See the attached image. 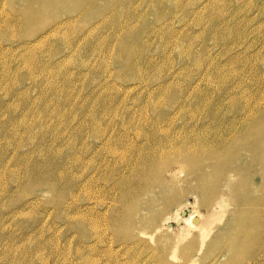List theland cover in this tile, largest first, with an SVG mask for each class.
<instances>
[{
  "label": "rangeland",
  "instance_id": "rangeland-1",
  "mask_svg": "<svg viewBox=\"0 0 264 264\" xmlns=\"http://www.w3.org/2000/svg\"><path fill=\"white\" fill-rule=\"evenodd\" d=\"M0 264H264V0H0Z\"/></svg>",
  "mask_w": 264,
  "mask_h": 264
},
{
  "label": "bare ground",
  "instance_id": "bare-ground-1",
  "mask_svg": "<svg viewBox=\"0 0 264 264\" xmlns=\"http://www.w3.org/2000/svg\"><path fill=\"white\" fill-rule=\"evenodd\" d=\"M257 127H258V126H257ZM258 128H259V127H258ZM258 128H257V129H258ZM260 128H262V127H260ZM256 132H257V131H256ZM255 134H256V133H255ZM262 135H263V134H262ZM255 137H256V136H255ZM257 137H258V136H257ZM259 137H260V136H259ZM262 139H263V138H262ZM262 143H263V142H262ZM165 149H166V148H165ZM195 149H196V148H195ZM179 150H180V149H179ZM183 150H184V149H183ZM161 151H162V150H161ZM189 151H190V149H189ZM163 152H164V151H163ZM175 152H176V151H175ZM177 152H178V151H177ZM180 152H182L181 154H183V152L186 153L185 150H184V151H180ZM190 152H191V151H190ZM188 153H189V152H188ZM206 153H208V152H206ZM175 154H176V153H175ZM178 154H179V152H178ZM178 154H177V155H178ZM189 154H190V153H189ZM168 155H170V154H168ZM168 155H167V156H168ZM191 155H192V154H191ZM181 156H182V155H181ZM194 156H195V155H193V158H194ZM183 157H184V156H183ZM165 158H166V156H165ZM165 158H164V159H165ZM188 158H189V157H188ZM191 158H192V156H191ZM193 158H192V160H193ZM159 159H161V158H159ZM166 159H168V158H166ZM166 159H165V160H166ZM187 160H188V159H187ZM162 161H163V159H162ZM166 161H167V160H166ZM188 161L191 162L190 159H189ZM157 162H159V160H158ZM181 162H182V161H181ZM181 162H180V163H181ZM191 163H192V162H191ZM152 164H153V163H152ZM159 164H160V163H159ZM162 164L164 165L165 162H162ZM160 165H161V164H160ZM166 165H167V164H165V166H166ZM156 166H157V165H156ZM158 166H159V165H158ZM161 166H162V165H161ZM165 166H164V167H165ZM167 166H168V165H167ZM184 166H186V165H184ZM166 168H167V167H166ZM180 168H181V167H180ZM149 169H151V168H149ZM159 169L161 170L160 167H159ZM159 169L157 168V170H159ZM163 170H164V169H162L161 171L163 172ZM150 172H152V170H150ZM162 172H161V177H162V175H163ZM155 173H156V171L154 172V176H155V175H158V174H155ZM157 173H158V172H157ZM159 174H160V173H159ZM155 178H156V176H155ZM155 178H154V179H155ZM156 179H158V178H156ZM159 179H160V178H159ZM155 181H156V180H155ZM161 181H162V180H161ZM161 181L159 180L158 183L161 182ZM206 196H207V195H206ZM223 196H224L223 198L225 199V195H223ZM207 197H208V196H207ZM209 197H210V196H209ZM209 197H208V198H209ZM221 197H222V196H220L219 198H221ZM206 199H207V198H206ZM206 199H205V200H206ZM223 202H224V201H223ZM225 203H226V202H224V204H225ZM223 212H224V211H223ZM176 213H177V212H176ZM241 213H242V212H241ZM243 214H244V213H243ZM248 215H249V213H248ZM191 216H192V215H191ZM216 216H217V215H216ZM218 216L220 217V215H218ZM198 218H199V217H198ZM217 218H218V217H217ZM221 218H222V217H221ZM221 218H219V219H221ZM245 218H246V217H245ZM187 219H188V221H189V219H191V218L189 217V218H187ZM219 219H218V220H219ZM241 219H242V218H241ZM192 221H193V219H192ZM237 221H238V220H237ZM239 221H240V220H239ZM245 221H246V219H245ZM245 221H244V219H243V222H245ZM186 222H187V221H186ZM208 222H209V221H208ZM208 222H205L203 228H205V227L208 226ZM241 222H242V221H241ZM243 222H242V223H243ZM189 223H191V221H190ZM189 223H187V224L189 225ZM193 223H194V222H193ZM236 223H237V222H236ZM242 223H239V224H242ZM244 224H245V223H243V225H244ZM245 225H246V224H245ZM193 226H194V224H193V225L191 224V226H189V227H193ZM236 226H238V227L240 226V228L242 229L241 225H236ZM196 227H197V226H194V228H196ZM238 227H236V228L239 229ZM243 227H244V226H243ZM248 227H249V226H248ZM197 228H198V227H197ZM241 229H240V230H241ZM244 229H245V231H246V228H244ZM244 229H243V230H244ZM247 230H249V229L247 228ZM238 231H239V230H238ZM246 232L249 234L248 231H246Z\"/></svg>",
  "mask_w": 264,
  "mask_h": 264
}]
</instances>
